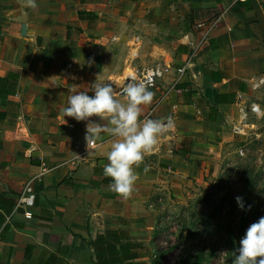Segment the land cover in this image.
Here are the masks:
<instances>
[{
	"label": "crops",
	"instance_id": "0c3cea01",
	"mask_svg": "<svg viewBox=\"0 0 264 264\" xmlns=\"http://www.w3.org/2000/svg\"><path fill=\"white\" fill-rule=\"evenodd\" d=\"M37 3L33 10L23 0H0V79H8L12 92L0 94V264H94V216H102L99 234L129 231L146 246L155 226L148 211L154 190L170 185L176 193L200 184L226 146L258 134L264 124V0ZM224 12L196 64L180 77L195 24ZM147 56L172 68L152 92L160 97L175 80L179 89L155 109V97L141 106V120L153 109V119L168 131L135 169L134 191L124 198L103 172L118 138L102 134L88 149L87 122L63 118L62 110L74 86L88 88L97 79L118 91L126 68L142 69L135 61ZM43 164L51 171L35 184L34 203L16 209ZM65 179L69 185H62Z\"/></svg>",
	"mask_w": 264,
	"mask_h": 264
},
{
	"label": "rangeland",
	"instance_id": "374dc122",
	"mask_svg": "<svg viewBox=\"0 0 264 264\" xmlns=\"http://www.w3.org/2000/svg\"><path fill=\"white\" fill-rule=\"evenodd\" d=\"M134 53H139V49ZM135 63L139 68L166 64L148 56L137 58ZM130 67L126 68L124 78ZM153 93L158 99L157 92ZM244 143L245 146L238 148L236 144L226 146L218 166L200 184L183 186L176 193L170 185L154 190V195L161 191L165 194L157 210L153 206L148 208L155 226L145 247L152 255L164 253L161 264H195L202 255V264H232L247 229L264 216V124L257 135ZM236 196L244 198L245 210L238 207ZM245 211L248 214L243 225Z\"/></svg>",
	"mask_w": 264,
	"mask_h": 264
},
{
	"label": "clouds",
	"instance_id": "9594fccd",
	"mask_svg": "<svg viewBox=\"0 0 264 264\" xmlns=\"http://www.w3.org/2000/svg\"><path fill=\"white\" fill-rule=\"evenodd\" d=\"M23 4L33 10L38 7L37 0H23ZM118 89L113 83L97 82V79L88 88L74 86L62 116L87 122L84 139L88 149L102 139V134L118 138L107 153L108 163L103 172L111 178V190L128 198L137 180L135 169L143 162L145 154L158 145L167 127L159 119L140 118L141 106L151 104L154 98L147 82L131 76ZM89 92L93 94L89 95ZM118 95L126 97V101L117 99ZM94 116L99 122L90 119ZM235 201L240 210H245L242 196H236ZM250 209L251 205H248L247 210ZM232 264H264V216L249 226Z\"/></svg>",
	"mask_w": 264,
	"mask_h": 264
},
{
	"label": "built area",
	"instance_id": "2783aa9c",
	"mask_svg": "<svg viewBox=\"0 0 264 264\" xmlns=\"http://www.w3.org/2000/svg\"><path fill=\"white\" fill-rule=\"evenodd\" d=\"M248 0H234V4L238 3H246ZM226 12L218 15L217 18L213 19L211 22H197L195 24V30L197 33V37L193 40H191L188 44L189 46V52L187 56V60L185 64L183 65L182 69L180 70L179 76L182 77L185 75L186 71L190 70L198 61L200 55L204 52L206 49V46L208 43L212 40V34L214 30L224 21ZM172 68L170 65H156L154 67L149 68H142V69H136L133 68L130 70L128 75L126 76L125 82L127 79L131 76L136 77L137 81H145L149 84V90L155 91L158 89L159 84L164 81L170 74ZM178 80L174 81V84L169 88L168 90H165L163 94L159 97V99L156 100V103L154 105L155 109L159 105H161L163 102H165L170 93L174 90H177L178 87ZM179 89V87H178ZM151 110L148 112L146 117L144 119H153V111ZM252 112L255 114L259 113V108L256 106H253L251 108ZM167 127L168 131V125L164 124ZM164 132L160 139L158 145L153 149H157L160 145V142L162 141L163 136L167 133ZM239 153L243 155V150H240ZM51 170L45 165H42L41 173L38 175L33 176L24 186L22 192L20 193L17 203H16V209H23L25 206L29 205L30 202L32 204L35 201V184L38 182H41L43 178L48 174ZM162 202V200H160ZM25 217L27 219H31V215L26 214Z\"/></svg>",
	"mask_w": 264,
	"mask_h": 264
},
{
	"label": "trees",
	"instance_id": "16d2710c",
	"mask_svg": "<svg viewBox=\"0 0 264 264\" xmlns=\"http://www.w3.org/2000/svg\"><path fill=\"white\" fill-rule=\"evenodd\" d=\"M9 87L8 79H0V94L11 95L12 92L7 90ZM257 145L260 142H255ZM237 148L245 146V143L236 144ZM189 152V151H188ZM103 183H107V179ZM69 179H65L62 185H69ZM160 189L161 188H156ZM165 192L153 195L150 200L149 206H153L156 210L161 205L160 200H163V195ZM2 199H0L1 201ZM5 203L13 207V202L4 200ZM247 212H244L243 225L247 221ZM90 246L94 250V264H147L146 260L151 261L150 264H161L164 253L159 251L157 254L152 255L148 248L143 244L136 242L134 237L129 231L125 230H107L98 235L95 241L90 242ZM32 250L29 248L27 250V258H31ZM203 255L196 259L195 264H202Z\"/></svg>",
	"mask_w": 264,
	"mask_h": 264
},
{
	"label": "water",
	"instance_id": "95a60500",
	"mask_svg": "<svg viewBox=\"0 0 264 264\" xmlns=\"http://www.w3.org/2000/svg\"><path fill=\"white\" fill-rule=\"evenodd\" d=\"M103 228L102 216L97 215L92 218L90 221V236L93 241L98 238L99 230Z\"/></svg>",
	"mask_w": 264,
	"mask_h": 264
},
{
	"label": "bare ground",
	"instance_id": "6f19581e",
	"mask_svg": "<svg viewBox=\"0 0 264 264\" xmlns=\"http://www.w3.org/2000/svg\"><path fill=\"white\" fill-rule=\"evenodd\" d=\"M126 79V78H125Z\"/></svg>",
	"mask_w": 264,
	"mask_h": 264
}]
</instances>
